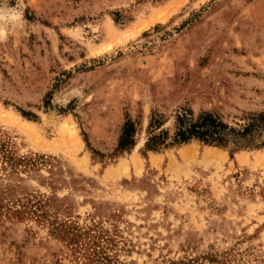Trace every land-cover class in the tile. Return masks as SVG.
<instances>
[{"label":"rangeland","instance_id":"374dc122","mask_svg":"<svg viewBox=\"0 0 264 264\" xmlns=\"http://www.w3.org/2000/svg\"><path fill=\"white\" fill-rule=\"evenodd\" d=\"M0 32V264H264V147L144 150L152 111L264 109V0H0Z\"/></svg>","mask_w":264,"mask_h":264},{"label":"trees","instance_id":"16d2710c","mask_svg":"<svg viewBox=\"0 0 264 264\" xmlns=\"http://www.w3.org/2000/svg\"><path fill=\"white\" fill-rule=\"evenodd\" d=\"M23 116L36 117L32 112L20 110ZM162 113L152 111L146 127L144 150L159 151L198 140L217 147L262 148L264 147V109L248 111L241 123L229 124L219 113L201 111L195 114L191 108H181L174 118V129L164 128ZM85 141L89 145L86 133ZM136 123L128 118L117 141L115 155L129 151L136 144Z\"/></svg>","mask_w":264,"mask_h":264},{"label":"clouds","instance_id":"9594fccd","mask_svg":"<svg viewBox=\"0 0 264 264\" xmlns=\"http://www.w3.org/2000/svg\"><path fill=\"white\" fill-rule=\"evenodd\" d=\"M21 18H22V13L20 14ZM7 39V35L3 32H0V40H6Z\"/></svg>","mask_w":264,"mask_h":264}]
</instances>
